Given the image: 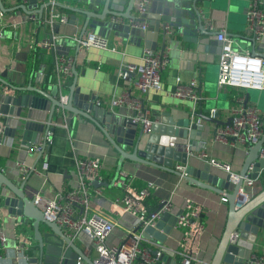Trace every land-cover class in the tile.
I'll use <instances>...</instances> for the list:
<instances>
[{"label": "crops", "instance_id": "1", "mask_svg": "<svg viewBox=\"0 0 264 264\" xmlns=\"http://www.w3.org/2000/svg\"><path fill=\"white\" fill-rule=\"evenodd\" d=\"M57 1L72 5L71 0ZM37 2L38 6L34 11L47 0H37ZM247 2L248 0H209L206 2L207 6L203 17L204 25L211 31L225 28L229 33L228 35L233 38L235 48L249 50L252 53L255 49L258 54L263 55L264 41L262 43L256 42L254 45L247 32L245 19ZM151 3L152 0L149 7H151ZM18 4H20L18 0H7V4L3 5L5 9H1L2 16L0 15V76L16 87L10 91L12 95L32 93L40 96L38 89L54 93L57 89L54 63L59 54L66 53L74 58V65L78 72L77 86H81L83 91L94 96L108 99L123 90L116 74L119 64L127 61L140 62L146 50L149 49L145 46L144 39L137 40L132 36L121 38L113 32L110 34L111 46L107 49L97 47L78 49L68 37L74 33H81L83 24L81 15L56 6L57 10L68 16L67 23L58 24L56 28L39 27L24 20L26 12L22 9L9 10ZM127 5V1L122 5L124 12ZM48 12L49 8H46L44 14L46 15ZM127 20L125 19L126 22ZM145 21L150 25L149 18H146ZM208 22H211L212 28L209 27ZM53 32L60 35L57 50L55 53L43 52L40 60L35 61L33 58L35 49L31 46L32 39L38 40ZM166 45L169 63L161 72L163 89H152L146 95L151 118L155 121L159 120L162 112L166 111L170 112L172 118L177 121L191 116L193 112L200 113L201 111L204 115L209 116L210 110L216 109L217 117L214 119L217 122L204 119L200 121L204 128L199 142H204L206 145L200 152L189 154V164L198 168L203 167L207 162L200 158L199 154L206 153L209 156L228 161L231 169L239 173L244 166L249 146L233 147L220 141H214L212 135L218 125L227 121L230 110L236 105V98L239 95L246 97V94L249 93V102L257 104L263 113L264 89L238 88L232 85L220 86L218 83L219 54H215L213 62H195L193 58L187 55V42L178 29L173 31ZM161 47L159 45L157 50H160ZM40 70H42L43 76L40 75ZM36 72L37 78L34 74ZM178 77L183 82L197 78L203 99L196 106V109L192 100L170 94L176 86ZM73 81L74 76L72 75L65 84L64 94L69 93ZM258 94L262 95L259 99L256 98ZM7 109V106L0 99V125L5 122L6 116H8V113H3L7 112ZM116 111L125 114L124 109ZM66 116V121L61 123L57 121L56 125L54 124L51 142L41 156L36 151H29L23 146L22 131L17 132L13 137L9 135L0 139V169L8 177L15 179L17 184H20L22 178L25 177L18 171L17 164L19 162H23L31 168L34 165L39 168L43 162H48L46 172L34 171L28 178L25 188L29 196H32L36 190H42L52 197L61 190L74 187L77 183L75 168L77 157L100 159L102 162V180L104 181L110 182L115 175L120 153L101 128L83 116H78V119H82L84 122L77 120L74 123L72 122V114ZM113 137L115 138V136ZM128 150L131 149L128 148ZM211 171L219 175L227 174L226 171L212 165ZM121 172V174H127L125 180L131 182L130 184L134 188H147L149 190V196L146 200L147 208L157 209L164 199L171 201V211L165 213L161 218L166 225L172 224L170 233L162 242L164 245L162 263L182 264L185 253H187L191 257V264H210L226 230L230 204L228 200H224V195L191 184L175 172L127 159L123 161ZM102 187L104 193L95 198L94 206L97 210L110 216H114L116 213L120 214L113 232L107 238L108 244H118L134 230L143 215L142 213L121 212L120 204L114 201L115 195L123 189L121 185ZM263 190L264 178L260 175L249 189L248 201L255 198ZM187 200H193L195 204L202 207L204 229L195 236L185 237L184 231L175 228L174 223L176 215L185 206ZM146 215L145 212L144 216ZM39 229L45 237L50 238L48 242L44 243V263L76 264L75 254L67 247V244L63 245L64 257L53 258L54 255H51V252H55L57 248L53 247L50 241L55 240L61 243V240L54 236L51 238L52 232L46 224L41 223ZM1 231L5 233L7 240L0 248L2 256L0 264H18L21 260L24 264H28V261L29 264H38L40 246L34 237L35 229L30 222L18 223L16 217L10 215L5 206L0 207ZM21 232L27 234L32 240V244L25 252L26 259L25 257L20 258L23 256L18 255L15 250L17 234ZM190 235H194L193 231H190ZM185 238L191 246L183 244ZM153 239L155 238L150 240ZM73 241L89 258H95L96 252L93 247L91 248V242L84 234L79 233ZM244 256L246 264H259L253 259L264 258V229L259 231L253 249L245 250ZM30 260H34V262H30Z\"/></svg>", "mask_w": 264, "mask_h": 264}, {"label": "water", "instance_id": "2", "mask_svg": "<svg viewBox=\"0 0 264 264\" xmlns=\"http://www.w3.org/2000/svg\"><path fill=\"white\" fill-rule=\"evenodd\" d=\"M71 1L72 5L59 1L53 4L83 17L80 35L88 30L96 31L105 36H110L113 32L121 38L132 36L137 40L144 39L147 48L156 50L159 45L165 46L170 38L166 30L168 25L174 30L178 29L179 33L184 36V40L187 42L186 53L195 62H213L215 54H219L221 51V42L216 38L218 32L211 31L204 25L203 17L205 16L206 2L209 0H152L148 12L141 17L136 13L135 0ZM126 1L128 5L124 12L122 5ZM51 5L52 3L49 1L40 4L36 10L40 18L44 16L45 9ZM37 6V0H30V4L27 6L18 4L9 10L22 9L29 13ZM0 8L5 9L2 0H0ZM112 16L128 20L149 18V29L143 30L127 23L112 21ZM76 18L78 19V17ZM57 25L55 24L53 27L56 28ZM250 38L255 45V38ZM77 48L79 49L78 46ZM253 54H258V52L254 49ZM72 71L74 81L65 102L60 100L57 89L54 93L38 89L40 96L32 93L6 94L3 96L0 93V99L8 108L7 112H3L8 113V116L4 122V134L0 139L9 135L13 137L17 132L22 131L23 146L27 150L34 149L41 156L48 149V145L44 144L40 150H37L35 145L47 139L57 121L60 123L66 121L67 114H72L73 123L77 120L84 122V120L78 119V116L91 120L101 128L120 153L113 179L110 182L96 179L94 181L95 186H113L120 177L123 161L127 159L175 172L191 184L224 195L230 204L226 230L210 264H246L245 250L253 249L259 231L264 229V190L241 206L236 204L238 203V192L245 176L257 179L264 170V156H262L264 132L254 144L249 146L244 166L239 172V178L237 182H233L230 180L229 174L219 175L212 172L211 165L208 163L201 168L189 164V154L200 152L206 145L204 142H199L204 128L200 122L201 119L217 122L214 118L204 115L200 111V113L193 112L191 116L175 121L171 113L165 111L162 112L159 120L152 123L150 130L144 132L140 124L133 122L127 115L97 105L94 95L83 91L81 86H77L78 72L75 65ZM34 74L37 78V72ZM2 84L16 88L0 76V87ZM260 96L262 97L261 94H258L256 98L259 99ZM249 99L250 94L248 93L245 101L249 102ZM175 163L184 165V169H177ZM30 175L31 173L27 174L22 178L21 183L17 184L15 179L8 177L0 169V207L5 206L7 212L15 216L18 223L30 222L34 227V237L40 246L38 264H46L43 262L44 243L50 239L41 233L39 229L41 223L50 228L51 238L54 236L61 240V243L55 240L50 241L52 246L57 248L55 252H51V255H54L53 258L64 257L63 245L67 244V247L75 254L76 260L81 257L84 264H95L75 244L73 239L64 233L59 224L48 220L34 204L25 188ZM171 229L172 224L166 225L160 218L154 225L144 226L141 222L134 228L133 232L141 231L145 239L155 238L164 242ZM233 237L235 238L232 239ZM30 262H34V260H30ZM18 264H24L23 260L19 261Z\"/></svg>", "mask_w": 264, "mask_h": 264}, {"label": "built area", "instance_id": "3", "mask_svg": "<svg viewBox=\"0 0 264 264\" xmlns=\"http://www.w3.org/2000/svg\"><path fill=\"white\" fill-rule=\"evenodd\" d=\"M20 4L28 5L30 0H18ZM52 3L49 12L42 18L39 17L34 9L26 13L24 20L34 23L39 27H51L55 24L67 23L68 16L56 9L57 0H47ZM151 0H135L136 13L139 17L148 12ZM0 15L2 11L0 8ZM246 28L250 37L255 41L262 43L264 39V0H248L245 10ZM112 21L127 23L132 27H139L148 30L149 25L145 20L133 19L127 20L112 16ZM212 28L211 22H208ZM168 35L173 34V28L166 26ZM217 40L221 42V51L218 56L219 76L218 83L220 86L232 85L238 88H258L264 89V56L253 54L249 50L237 49L233 46V38L228 35L225 28L217 31ZM56 33V32H55ZM54 32L44 38L32 39V47L38 52L55 53L60 40V35ZM80 49H90L97 47L107 49L111 46L110 36L102 35L96 31L88 30L83 35L74 33L68 37ZM62 40V38H61ZM169 63L167 45L162 46L160 50H146L140 62H121L117 68L116 74L119 82L123 86L122 92L114 94L108 99L95 96V102L99 106L106 107L115 111L124 109L125 115L131 118L133 122L140 124L144 132H148L155 119L151 118V113L147 107L146 95L152 89H163L161 81V72ZM74 58L66 53H61L56 57L54 63L55 85L58 95L62 102H65L67 95L63 93L66 82L73 75ZM40 75L43 76L42 70ZM14 88L8 84H2L0 93L4 96L10 94ZM172 96L187 98L192 100L194 108L203 99L200 85L197 78L183 82L177 78L176 86L170 93ZM245 95H239L229 113L226 122L218 125L213 132V140L220 141L230 146L239 145L250 146L254 144L264 132L263 113L255 103L246 102ZM209 116L217 117V110L211 109ZM5 125H0V136L4 134ZM52 132L43 142L35 145L37 150L51 142ZM29 151H35L29 149ZM200 158L208 164L222 169L230 176V180L237 182L239 173L231 169L228 161L209 156L206 153H200ZM264 156V149H262ZM48 162H43L39 168H33L25 165L23 162L17 164L19 173L24 177L34 171L46 172ZM184 165L176 164V168L184 169ZM77 172V183L74 187L61 190L55 196H48L42 190L33 192L31 198L34 204L43 212L44 216L55 221L62 228L64 233L72 239H75L79 233L84 234L91 242L96 256L93 260L95 264H163L162 255L164 245L162 242L153 239H145L141 231L130 232L126 238L118 244H108L107 238L113 232L116 222L119 219V213L114 216L107 215L95 208V198L102 196L103 187L94 185L96 179L102 180L101 168L102 162L95 157H77L75 160ZM122 173V172H121ZM114 182L113 186L121 185L123 187L114 198V201L121 206V212L142 213L138 224L143 222L144 226L151 224L162 218V216L171 211V201L164 199L159 207L154 211H149L146 206V200L149 196L147 188L137 189L127 182V174H121ZM264 178V170L260 174ZM260 176H258L259 178ZM255 179L245 176L243 184L238 192L237 206H241L249 200V189L253 186ZM224 200H228L224 197ZM146 212V216L144 213ZM203 209L193 202L187 200L185 206L176 215L174 227L182 229L184 235L195 236L204 229L202 221ZM151 213V214H150ZM193 231L194 235H190ZM133 232V233H132ZM132 233V235H131ZM233 237L232 239H234ZM7 237L3 231L0 232V248L6 242ZM147 240V241H146ZM32 244L31 238L21 232L17 234L15 250L18 255L25 257V252ZM183 244L191 246L183 240ZM0 254V258H1ZM26 259V257H25ZM253 261L262 264L264 258L258 257ZM63 264V263H60ZM76 264H84V260L79 257ZM182 264H191V257L185 253Z\"/></svg>", "mask_w": 264, "mask_h": 264}, {"label": "trees", "instance_id": "4", "mask_svg": "<svg viewBox=\"0 0 264 264\" xmlns=\"http://www.w3.org/2000/svg\"><path fill=\"white\" fill-rule=\"evenodd\" d=\"M40 57H41V53L38 52L37 50H34L33 52V58L35 61H38L40 60ZM150 211H154L155 209H153L152 207H148Z\"/></svg>", "mask_w": 264, "mask_h": 264}, {"label": "rangeland", "instance_id": "5", "mask_svg": "<svg viewBox=\"0 0 264 264\" xmlns=\"http://www.w3.org/2000/svg\"><path fill=\"white\" fill-rule=\"evenodd\" d=\"M2 2L4 6L7 4V0H2Z\"/></svg>", "mask_w": 264, "mask_h": 264}]
</instances>
